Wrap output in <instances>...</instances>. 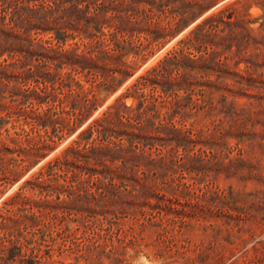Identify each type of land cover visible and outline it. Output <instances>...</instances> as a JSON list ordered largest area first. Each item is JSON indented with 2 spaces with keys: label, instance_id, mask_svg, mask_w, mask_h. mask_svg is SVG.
Segmentation results:
<instances>
[{
  "label": "trees",
  "instance_id": "obj_1",
  "mask_svg": "<svg viewBox=\"0 0 264 264\" xmlns=\"http://www.w3.org/2000/svg\"><path fill=\"white\" fill-rule=\"evenodd\" d=\"M217 1L0 0V56L6 54L0 60V93L2 86L13 82L10 94L17 97L8 111L23 115L36 131L1 138L0 150L16 149L22 165L45 155L58 138L92 114L99 104L98 87L114 89L121 84L138 67L137 56ZM232 14L227 6L205 15L179 39L178 47L138 75L131 91L127 88L124 95L136 97V102L126 104L118 97L26 183L39 192L59 194L76 177H88L95 188L101 177H109L107 184L116 191L123 185L127 195L142 198L123 201L113 212L138 209L147 216L146 207H157L150 197L165 196L152 180L184 177L179 167L188 168L190 146L211 142L191 126L177 125L173 116L179 114L183 120L187 105L203 107L209 88L234 91L233 83L225 81L227 75L241 91L255 82L246 67L234 71L225 67L233 45L225 40L238 38L224 31ZM242 37L249 39L248 29ZM68 38L80 42L65 47ZM77 75L88 83L86 88ZM15 172L16 166L8 169L9 176ZM15 198L21 201L20 209L37 207L38 212L30 214L35 221L41 203L52 201L16 192L9 198L11 204ZM57 204L54 201L51 208ZM133 205L134 210H128ZM10 206L0 211V225L17 220Z\"/></svg>",
  "mask_w": 264,
  "mask_h": 264
},
{
  "label": "rangeland",
  "instance_id": "obj_2",
  "mask_svg": "<svg viewBox=\"0 0 264 264\" xmlns=\"http://www.w3.org/2000/svg\"><path fill=\"white\" fill-rule=\"evenodd\" d=\"M227 6L233 21L224 31L238 38L225 40L233 43L225 67H246L255 82L241 91L227 75L225 81L233 83L234 91L209 88L203 107L187 105L183 120L173 116L177 125L191 126L211 142L190 146L188 168L179 167L184 177L152 180L165 196L150 197L157 207H146L147 216L138 209L113 212L123 201L142 198L127 195L123 185L116 191L107 184L109 177H101L97 188L88 177H76L59 194L39 192L26 183L118 97L126 104L136 102V97L124 94L138 75L178 47L179 39L205 15ZM247 29L250 37L245 41ZM76 40L80 42L68 38L63 46H75ZM136 63L133 74L114 89L98 87L99 104L92 114L58 138L45 155L22 165L16 149L0 150V211L11 205L17 217L0 225V264H264V0H218L175 34L148 47ZM77 77L86 88L88 83ZM12 84L2 86L0 93V139L16 131L21 132L18 137L25 130L36 135L23 115L8 111L17 97L10 94ZM12 166L17 172L9 176ZM16 192L52 201L41 203L35 221L30 214L38 212L36 206L20 209L19 198L10 203ZM54 201L58 204L51 208Z\"/></svg>",
  "mask_w": 264,
  "mask_h": 264
}]
</instances>
